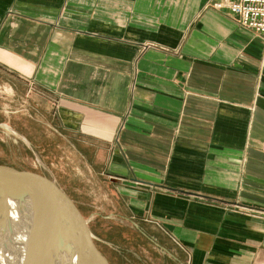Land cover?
<instances>
[{
  "label": "crops",
  "instance_id": "0c3cea01",
  "mask_svg": "<svg viewBox=\"0 0 264 264\" xmlns=\"http://www.w3.org/2000/svg\"><path fill=\"white\" fill-rule=\"evenodd\" d=\"M216 1L0 0V91L182 263L264 264V35Z\"/></svg>",
  "mask_w": 264,
  "mask_h": 264
},
{
  "label": "rangeland",
  "instance_id": "374dc122",
  "mask_svg": "<svg viewBox=\"0 0 264 264\" xmlns=\"http://www.w3.org/2000/svg\"><path fill=\"white\" fill-rule=\"evenodd\" d=\"M5 88L0 91V171L30 177L47 187L54 185L83 217L96 246L111 264H184L177 258L178 248L156 227H149L152 224L109 213L107 180L94 173L88 160L81 161L87 163L84 175L74 173L72 164L79 160L61 158L55 144L61 136L54 120L47 125L44 118L31 119L22 86L17 85L16 91L21 97Z\"/></svg>",
  "mask_w": 264,
  "mask_h": 264
},
{
  "label": "water",
  "instance_id": "95a60500",
  "mask_svg": "<svg viewBox=\"0 0 264 264\" xmlns=\"http://www.w3.org/2000/svg\"><path fill=\"white\" fill-rule=\"evenodd\" d=\"M15 202L32 220L20 264H111L96 246L83 217L54 185L47 187L30 177L0 171L3 230L12 228L10 208ZM22 250L23 245L13 264Z\"/></svg>",
  "mask_w": 264,
  "mask_h": 264
},
{
  "label": "bare ground",
  "instance_id": "6f19581e",
  "mask_svg": "<svg viewBox=\"0 0 264 264\" xmlns=\"http://www.w3.org/2000/svg\"><path fill=\"white\" fill-rule=\"evenodd\" d=\"M10 212L9 222L12 228L10 230L0 228V264H13L20 246L23 245L22 253L16 263L20 264L31 230V215L25 208L15 202L12 203Z\"/></svg>",
  "mask_w": 264,
  "mask_h": 264
},
{
  "label": "built area",
  "instance_id": "2783aa9c",
  "mask_svg": "<svg viewBox=\"0 0 264 264\" xmlns=\"http://www.w3.org/2000/svg\"><path fill=\"white\" fill-rule=\"evenodd\" d=\"M216 8H227L242 26L264 35V0H218Z\"/></svg>",
  "mask_w": 264,
  "mask_h": 264
}]
</instances>
